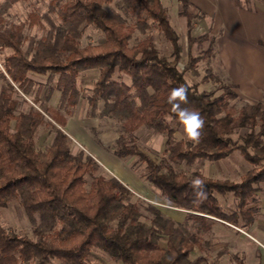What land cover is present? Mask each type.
<instances>
[{
  "label": "trees",
  "instance_id": "1",
  "mask_svg": "<svg viewBox=\"0 0 264 264\" xmlns=\"http://www.w3.org/2000/svg\"><path fill=\"white\" fill-rule=\"evenodd\" d=\"M114 1L53 0L50 10L59 22H49L50 32L34 55L23 51L20 29L0 27V49L13 51L0 69V208L19 199L34 226L29 237L0 225V264H49L52 260L89 264L95 252L114 264H221L224 251L211 262L202 255L192 258L196 251L207 253L210 243L191 231L190 223L220 220L246 229L254 222L257 210L249 206L260 191L258 185L264 183V99L238 109L231 106L238 100L237 87L214 75L209 57L215 44L209 32L192 36L204 15L189 0H180L188 52L183 71L178 68L183 47L162 0H117L118 12L104 8ZM90 25L102 32L103 39L80 48L82 30ZM152 25L171 45V59L160 55L148 37L129 46L135 30L145 33ZM204 42L208 48L193 56V45ZM203 60L207 66L201 83L211 82L215 86L211 91H199L184 76V71L196 76L197 64ZM92 70L98 76L92 94L84 97L77 79ZM30 73L46 75L50 87L45 99L34 103H39L38 108L24 111L19 91L28 94L36 86ZM116 73L126 76L130 84L116 80ZM182 85L188 89V102L181 107L198 111L204 120L199 143L174 139L181 123L168 96ZM54 91L60 94L56 109L49 106ZM82 98L90 106L89 117L122 122L112 154L118 159L135 156L144 163L146 173L139 176L166 204L185 211L182 221L166 216L158 206L141 203L119 180L102 174V167L88 153L72 152L63 127ZM44 124L53 138L42 150L37 136ZM140 128L166 139L160 162L134 144L130 135ZM237 151L251 166L238 183L187 175L168 164L217 162ZM196 179L203 182L202 196L191 186ZM229 194L236 201V210L230 214L218 199Z\"/></svg>",
  "mask_w": 264,
  "mask_h": 264
},
{
  "label": "rangeland",
  "instance_id": "2",
  "mask_svg": "<svg viewBox=\"0 0 264 264\" xmlns=\"http://www.w3.org/2000/svg\"><path fill=\"white\" fill-rule=\"evenodd\" d=\"M52 1L53 0H27L11 3L8 0H0V27L11 29L13 32L20 29L21 37L24 39L21 46L23 51H27L28 53L34 55L38 49L39 42L47 38L48 32H50L51 27L49 22L53 21L56 24L59 22L57 14L51 12L50 10ZM116 1L117 0L108 6H104V8L117 11L118 9L116 6ZM189 1L199 12L203 13L205 17L201 20H197L194 28L195 30L192 32V36H202L208 31L209 37L214 40V51L209 57L210 67L212 68L214 75H216L224 84H233L235 82L239 83L242 81L244 70L247 67L246 61L239 53H236V55H238L236 61L234 60V54L229 55L227 61H221L219 54H217V45L225 39L228 21L232 22V27L236 32L243 33L246 31L249 33L248 35H251V26H253V24L250 22H256V20L259 19V16L249 15V13H255L254 11L256 7L263 9L264 0H231V3H236L237 6H235L237 8H240L241 10H244L248 13L247 14L243 12L242 19L238 17V15L234 17L226 16L222 8L219 10L217 6V0ZM162 4L166 8L169 23L179 36L180 44L183 47L181 60L178 65L179 70L183 71L187 64L188 52L186 42V22L184 17H182L180 14V0H162ZM221 4L222 6L220 7H223L224 0L221 1ZM211 11H213L215 14L214 20L212 19V21L210 20L211 17L209 16ZM119 13L121 14V12ZM122 17H124V15H122ZM226 17L230 20H226L227 22L225 23L224 19ZM127 21L130 24L132 23L130 19ZM255 32L258 33L260 30L257 28ZM146 37L151 39L160 55L171 59V45L165 40V38L162 36V33L154 25L146 30L145 33L135 30V32L132 34L129 46L136 45L139 41L145 39ZM102 39L103 34L101 31L96 29L94 26H86L82 30V35L79 40V47L82 48L88 45H96ZM238 40L241 42L239 38ZM208 45V42L194 44L190 50V53L195 57L200 56L202 52L208 48ZM12 52L13 51L8 48L0 49V69L3 68V59ZM227 63H229L230 67L233 68L230 70L228 69L230 72L227 71V68L223 66L227 65ZM206 66V60L199 62L197 64L198 74L196 76L192 75L189 71H184V76L187 82L191 85H197L199 91H211L215 88L211 82L201 83L202 78L205 76ZM238 67L241 69H238ZM97 76L98 72L96 70L86 71L79 75L77 79V86L81 90L84 97L90 96L92 94L93 84L97 79ZM29 77L34 80V82H36V86L28 94H23L21 91H19L21 97L18 98V100L20 101L21 109L24 111H28L30 106L38 108L37 106L39 103L37 102L36 105H34V103L36 100L42 102L45 99V95L50 87L47 84L46 75H35L30 73ZM115 79L128 85L130 84V80L124 75L116 73ZM1 86L2 82L0 81V91ZM235 92L238 94V100L231 102V106L235 107L236 109H238L242 104L255 103L256 101H259L258 99H249L248 96L244 95L243 90L239 87L235 89ZM217 94H219V92ZM259 98L264 99V93L259 95ZM81 102L84 104V111L86 110L88 115L90 106L88 105L87 100L82 98ZM58 104L59 100L57 102V107ZM102 106L103 104L100 102L99 110L102 109ZM60 113L62 115L64 114L63 111ZM45 120L48 119L45 117ZM99 122L101 129L113 130L118 134L120 133L119 130L121 129L122 122L116 118L100 119ZM12 127H14V123ZM176 130L177 131L174 135V139L178 141L177 137L183 133V126H178ZM244 132L246 131H241L240 134H243ZM130 136L134 139V144L136 145L137 149L149 156L156 163L160 162L165 157L164 151L166 149V139H163L161 136L153 135L144 128L138 129ZM52 138L53 134L50 131V127L47 124L42 125L37 136L38 147L42 150L46 149L51 143ZM184 141L187 140L185 139ZM71 148L73 153L81 150L73 142L71 143ZM125 160L129 162L131 168L136 171L138 175H144L146 173L145 164L140 162L137 157H127ZM168 164L175 171L187 175H193L196 173L210 179L221 181L225 180L232 183H238L242 175L251 169V166L242 158L238 151L234 152L230 157L217 162L199 161L198 163L191 166L183 163ZM101 173L105 176H109V174L107 175L104 170H102ZM89 182L90 179L87 178L86 187H88ZM258 188L260 191L254 196L255 201L250 203L249 206L250 208H255L257 212L254 215L253 224L248 226V228L240 229L220 220L206 222L203 225H194L193 222L190 223L189 229L193 232L200 233L202 239L209 241L210 243V248L207 253H199L196 251L194 255H192V258L202 255L205 256L209 262H211L216 258L217 253L224 251V255H222L219 259L221 264H240V262H242V264H251L257 262V252L255 251V245L249 243V239L245 236V234H256L259 228L264 229V183L258 185ZM136 196L140 198L139 201L141 203H150L142 196H139L138 194H136ZM134 199L136 200V197ZM218 199L226 213L230 214L235 212L236 201L231 194L224 197H218ZM152 203L153 205L156 204L155 206H158V208L161 209V211H163L166 216H169V214H179L181 219H183L185 216L184 212H180V210L178 211L162 200L157 202L154 201ZM143 213L146 214L144 210ZM0 225L6 230L14 231L19 235H27L29 237L33 236L34 226L27 217L19 199L11 203L6 208H0ZM88 262L89 264H114L113 262L109 261L101 252H95L94 256L88 259ZM58 263L59 262L57 260H52L49 264Z\"/></svg>",
  "mask_w": 264,
  "mask_h": 264
},
{
  "label": "crops",
  "instance_id": "3",
  "mask_svg": "<svg viewBox=\"0 0 264 264\" xmlns=\"http://www.w3.org/2000/svg\"><path fill=\"white\" fill-rule=\"evenodd\" d=\"M221 1L217 0V6L219 10L223 9L226 16L234 17L238 15L242 19V13L245 11L237 8L235 2L231 3V0H224L223 8L220 7L222 6ZM254 12L249 13V15L259 16V19L254 23L250 22L253 24L251 26V35H248L249 33L246 31L243 33L236 32L232 27V22L228 21L225 39L218 44L219 47L217 45V54H219L220 60L224 62L228 60L231 54H234L235 61L238 57L236 53H239L244 58L247 67L244 70L242 81L233 84L241 88L244 95L248 96L249 99L262 100L259 98V95L264 93V46L261 45V43H264V8L256 7ZM209 16L211 17V21L212 19L214 20L215 14L213 11H211ZM224 20L226 23V20L230 19L226 17ZM257 28L260 30L258 33L255 32ZM223 66L227 68V71L233 69L229 63ZM238 69L241 68L238 67ZM59 96L60 94L54 91L49 100V105L54 109L57 107ZM100 119L107 118L89 117L86 110L84 111V104L80 101L73 110V114L66 118L63 130L77 147L88 153L107 174L119 180L133 193L142 196L151 203L162 200L159 193L131 168L128 161L118 159L112 154V146L119 134L113 130L101 129ZM180 212L185 213V211L181 210ZM168 217L175 221L183 220L179 214H169ZM253 234H245L249 239V243L255 245V251L257 252V262L251 264H264V229L259 228L257 233Z\"/></svg>",
  "mask_w": 264,
  "mask_h": 264
},
{
  "label": "clouds",
  "instance_id": "4",
  "mask_svg": "<svg viewBox=\"0 0 264 264\" xmlns=\"http://www.w3.org/2000/svg\"><path fill=\"white\" fill-rule=\"evenodd\" d=\"M188 102V89L185 86L173 88L168 96V103L172 106V111L179 117L183 126V133L178 135L177 140H187L193 143H199L201 130L204 126V120L200 113L194 109L182 108L181 104ZM192 188L197 196H202L203 182L196 179L192 182Z\"/></svg>",
  "mask_w": 264,
  "mask_h": 264
},
{
  "label": "built area",
  "instance_id": "5",
  "mask_svg": "<svg viewBox=\"0 0 264 264\" xmlns=\"http://www.w3.org/2000/svg\"><path fill=\"white\" fill-rule=\"evenodd\" d=\"M135 194V193H134ZM136 195V194H135ZM151 203V202H150ZM151 204H153V203H151ZM156 205V204H155ZM158 205V204H157Z\"/></svg>",
  "mask_w": 264,
  "mask_h": 264
}]
</instances>
